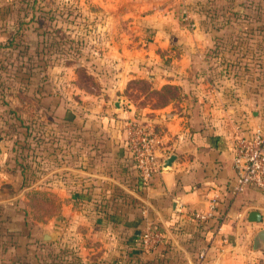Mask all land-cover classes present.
Listing matches in <instances>:
<instances>
[{"label":"crops","instance_id":"1","mask_svg":"<svg viewBox=\"0 0 264 264\" xmlns=\"http://www.w3.org/2000/svg\"><path fill=\"white\" fill-rule=\"evenodd\" d=\"M147 1L146 7L142 0L135 1L147 12L129 19L131 31L120 33L109 45L116 73L109 86L114 98L70 102L84 112L81 117L69 111L66 94L43 98L45 106L53 108L59 101L55 109L63 117L61 124L74 119L82 128L74 148L58 150L59 162L49 174L59 175L45 177L44 199L57 202L59 210L44 222L20 208L29 200L23 192H8V184L18 190L21 175L10 167L9 142L0 134V208L13 210L0 214L5 219L0 221V264H40L38 255L55 247H73L78 264H264L262 251L232 242L242 232L252 229L253 234L264 226V192L246 187L231 194L235 138L255 129L264 133V128L257 116L249 120L238 109L233 111L232 99L222 97L218 88L204 94L210 88L198 70L210 35L201 28L198 10L205 0ZM132 78L151 79L158 87L178 85L183 96L153 111H137L121 94ZM128 120L151 121L161 140L160 158L176 155L173 168H160L148 185L141 184L128 150ZM61 132L69 134L67 128ZM213 196V218L194 221L191 212L206 210ZM250 210L260 212V223L248 220ZM220 215L225 220L216 231ZM147 226L162 233V241L149 250L140 244ZM44 230L55 238L43 240Z\"/></svg>","mask_w":264,"mask_h":264},{"label":"rangeland","instance_id":"2","mask_svg":"<svg viewBox=\"0 0 264 264\" xmlns=\"http://www.w3.org/2000/svg\"><path fill=\"white\" fill-rule=\"evenodd\" d=\"M16 1L17 5L9 6L8 11L14 14L13 24L18 27L14 32L17 31L19 40L12 46L5 47L6 33L0 34V57L6 51L9 53L25 50L31 51V54L38 52L37 48L41 47L38 43V33L45 31L46 42L42 43L46 51V61L50 59L52 67L50 73L49 69H46L49 86L45 87V91L49 89L52 98L66 94L69 111L80 117L84 112L70 102L74 101L75 104L79 100L83 103L81 99L85 97L114 98L115 93L109 86L116 81V73L113 59L109 58L111 51L109 45L117 40L120 33L128 29L131 31L133 25L129 23V19L138 17L140 12L142 15L147 12L146 9H139L140 4H135L137 0ZM142 2L145 7L148 5L147 0ZM3 3L4 0H0V7L4 5ZM31 5H34L33 8H30ZM17 14L20 16L19 19L15 16ZM37 15L43 17L39 22L36 19ZM3 16L0 10V19H4ZM198 16L203 21L201 28L210 35L198 70L200 72L198 76L204 83H208L206 87L210 88V92L205 89L204 94L214 93L213 89L218 88L222 97L232 99L230 106L233 111L238 109L249 120L257 116L259 127L264 128V0H209L199 8ZM42 60L40 55L31 58V61L37 63ZM22 71L25 70L21 69L20 73ZM22 75L15 77L14 80L10 77H1L3 81L1 85L5 87L0 86V127L7 131L9 145L15 136L27 133L29 127L37 132L40 130V133L46 130L48 134L53 128L58 136L57 130L63 125L47 121L49 118H45L43 106L33 99L35 95L16 90L14 84L27 79V75H23L24 78ZM49 77H52L50 81ZM150 81L153 87H158L153 80ZM149 85L148 82L136 83L130 92V96H135L136 103L144 106L143 109L153 111L155 109H152L154 108L152 105H159L176 93L180 97L183 96L182 90L169 88L157 93L151 90ZM39 91L41 95L43 89ZM121 94L129 99L124 92ZM41 98L42 95L40 100ZM54 103L53 101L52 104ZM58 104L59 101L55 107L57 110ZM83 105L85 106V103ZM89 106L88 103L85 107ZM12 107L15 108L13 112H7ZM55 108L54 112L59 114ZM7 118L8 121L3 123V119ZM56 143L61 148H74L69 141L60 137L45 150L42 144L36 146L26 139L21 151L9 152L11 159L13 155L18 158L19 163L25 168L27 177L30 173L37 176L33 183H38L32 188L15 190L12 187L16 194L23 192L21 196L29 199L25 200L20 208L28 211L29 216L37 222H44V217L53 214L58 207L57 202L53 200L44 201L47 191L43 188L45 177L54 178V175H59V172L49 174L59 162L60 151L55 150ZM12 212L11 207L5 210L0 208V214L3 213L4 216ZM0 224L4 225L1 222ZM252 231L250 229L242 232L238 239L232 241L233 244L241 245L246 242L250 245ZM86 239L92 242L90 236ZM249 248L251 249L250 246ZM68 250L71 257H77L73 247Z\"/></svg>","mask_w":264,"mask_h":264},{"label":"trees","instance_id":"3","mask_svg":"<svg viewBox=\"0 0 264 264\" xmlns=\"http://www.w3.org/2000/svg\"><path fill=\"white\" fill-rule=\"evenodd\" d=\"M209 0H205L203 3H207ZM16 0H4V5L2 7H0L1 10V14H4V16L6 17H2L4 19H0V34H5V39H6V45L7 46H12L13 43L17 40H19L18 35H17V31L14 32V29H18V27H15V25L13 24L15 21V17L14 14L9 13L8 11V7L11 6L13 7L14 5L16 6L17 3ZM34 5H31L30 8H33ZM10 16H13L12 18H10ZM16 17H18V19L20 18V16L17 14L15 15ZM40 18H43L41 15H37L36 19L39 22ZM10 19L12 20V22H10ZM11 32V33H10ZM39 39H38V43L39 45L41 44L40 48H37L38 52H33V54H31V51H25V50H19L16 52H5L2 53V57H0V86L1 88L4 85L2 84V80L1 77H6L9 78L11 75V80H14L15 77H21V75L23 74L24 76L27 75V79H23L21 80V82H17V84H14V86L16 85V90L17 91H21V92H28L29 94H31L32 96H36L34 97V101L35 102H39V104L41 106H43V108L47 109L48 112V117L50 119L51 122H53L55 125L57 123L61 124L59 122V120H61V117L59 114H57L56 112H54V108L51 105H46L43 102V98L44 97H51L52 93L50 92V90H46L45 91V87L48 85L49 83L47 81V76H46V69L51 66V61L50 59L46 61V51L45 47H43V42H46V37H45V31L43 33H38ZM40 37H42V39H40ZM36 55H40V58H43V60L40 62H35V61H31V58L35 57ZM48 55V54H47ZM32 56V57H31ZM12 58V59H10ZM50 58V55H49ZM14 63H17L14 64ZM21 69L25 70V71H21ZM29 70V71H27ZM10 73V74H9ZM22 75V78H24ZM12 82V81H11ZM149 83L150 85V89L151 90H155V92H160L169 88H173L177 91H180L181 88L178 85H174V84H164L160 87H153L151 84L150 79L148 78H132L129 79L126 83V86L123 90V92L125 93V95L127 94L126 97H128L129 101L134 105L135 109L137 111L142 110L144 108L143 105H140L138 103H136L135 101V96H130V92L133 89V85L136 83ZM36 84L38 86H36ZM5 87V86H4ZM0 88V89H1ZM154 88V89H153ZM40 89H43V93H41V95L43 96V98H41L40 100ZM139 92V91H138ZM19 95H21L20 92H17ZM182 95V94H181ZM180 95L179 94H175L171 97H169L168 99L164 100L163 102H161L159 105H152L154 108L152 109H157V108H161L171 102H176L179 98ZM52 98V97H51ZM53 99V98H52ZM13 109H15L14 107H12V109H9L7 112L10 113L13 112ZM7 119H3V123L7 122ZM62 125V124H61ZM70 126V127H69ZM67 128L68 133L67 135H64L63 132H61V129H65ZM52 130H50V133L53 135H50V133L48 134V132L46 130H44L42 133L37 132L36 130L32 129L31 127H29L28 132L27 133H21L20 135H17L14 137V139H11L10 145H9V152H13L15 153V151H21V149L23 148V145L26 142V139H28L32 144L34 145H39L42 144L44 147V150L49 147L50 145H52V142L54 140H58L60 136H64V138L66 139V141H69V143L71 145H75V143L73 142L75 140V137L77 135V132L79 130H81L82 128L79 125V122H76L74 119L72 120H68V121H64L62 127L59 128V130H57V135L56 136V132L53 130V128H51ZM0 134L2 137H5L6 139H9V136L7 135V131L3 130L0 127ZM84 142H88V140H86L85 138L83 139ZM73 142V143H72ZM57 145H54L55 150H59L60 149V145H58V143H56ZM91 144V143H90ZM19 155V153H18ZM13 158L11 159L9 157L8 161L10 164V167L14 170V172H19L21 175V180H20V184L18 187V190L23 189V188H27L31 185V183H33V180L36 179V175L35 174H28V177L25 173V168H23V166L21 165V163H19L18 158L16 156H12ZM18 170V171H17ZM32 172V171H31ZM34 173V172H33ZM13 186L8 184L7 185V190L14 194V189L12 188ZM33 199V198H32ZM31 199V200H32ZM34 201V200H33ZM44 201L46 202V200L44 199ZM59 210L58 207H56V209L54 210V213H57ZM47 244V243H46ZM42 245H45L44 243ZM49 247H46V249H48ZM69 250L65 249V248H61V247H55V248H49L48 252L41 253L38 255V259L40 261V264H78L79 261H77V257L73 256L71 257L69 255Z\"/></svg>","mask_w":264,"mask_h":264},{"label":"built area","instance_id":"4","mask_svg":"<svg viewBox=\"0 0 264 264\" xmlns=\"http://www.w3.org/2000/svg\"><path fill=\"white\" fill-rule=\"evenodd\" d=\"M126 143L133 158L135 169L142 185H148L153 174L160 169L161 140L154 125L146 120H128L124 123ZM167 155V154H166ZM233 165L236 180L231 194L236 195L246 187H256L264 192V133L255 129L248 134H239L233 145ZM216 198L210 199L206 210L192 211L191 218L204 223L213 218ZM225 216L218 217L215 230L221 229ZM162 241V233L156 227L147 226L141 234L140 244L152 249Z\"/></svg>","mask_w":264,"mask_h":264},{"label":"water","instance_id":"5","mask_svg":"<svg viewBox=\"0 0 264 264\" xmlns=\"http://www.w3.org/2000/svg\"><path fill=\"white\" fill-rule=\"evenodd\" d=\"M176 160L174 153H169L166 157L160 160V168L162 170H171ZM261 214L256 210H250L248 212V220L260 223ZM43 240H52L55 238L54 234L49 233L48 230L43 231ZM253 250H259L264 253V226L258 228L251 237V243L249 245Z\"/></svg>","mask_w":264,"mask_h":264}]
</instances>
